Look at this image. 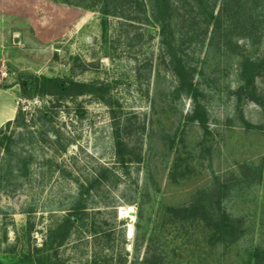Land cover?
<instances>
[{
    "label": "rangeland",
    "instance_id": "1",
    "mask_svg": "<svg viewBox=\"0 0 264 264\" xmlns=\"http://www.w3.org/2000/svg\"><path fill=\"white\" fill-rule=\"evenodd\" d=\"M173 2L163 34L148 0H0V118L14 110L0 129L20 108L48 107L60 136L30 144L5 129L14 172L0 184V264H264V11L248 4L246 23L211 40L213 23L183 28L177 14L192 8ZM248 61L261 65L262 105L240 90ZM22 74L86 91L26 99ZM200 191L211 220L176 214Z\"/></svg>",
    "mask_w": 264,
    "mask_h": 264
},
{
    "label": "trees",
    "instance_id": "2",
    "mask_svg": "<svg viewBox=\"0 0 264 264\" xmlns=\"http://www.w3.org/2000/svg\"><path fill=\"white\" fill-rule=\"evenodd\" d=\"M218 1L219 6L216 11ZM148 2L152 12V16L149 17V20L160 24V32L165 34L168 26L172 23V15L175 10L173 0H148ZM182 2L184 4L189 3L192 9L190 11H185L183 15H180L178 12L177 15L179 18L176 19V23L178 25L182 24L183 28H185L187 21H191L193 25L201 24L200 27L204 24L206 30L210 28L211 23H213V37L211 40H213L218 34L222 35V31L230 29L232 26L236 28L238 24L243 25L246 23L249 13H247V9H244V7L246 8L248 4H252L250 6V10H252V8L253 10H256V6L261 5L262 10L264 11V0H182ZM192 3H194L195 6ZM118 6L119 5L117 4L113 6L115 11H117ZM105 7L108 8L107 3ZM104 11V14L109 13L108 10ZM225 24H227L226 27H224ZM225 37H227V35ZM227 39L228 38L225 40L227 41ZM243 66L244 83L240 86V90L247 92L250 100L262 105L263 103L257 97L258 88L256 85V76L259 74L261 65L256 62L248 61V63L246 62ZM179 73L180 81H183L182 83H184L187 80V74L184 72L183 65L179 68ZM18 83L20 85L22 95L26 99L50 96L59 102L65 98L82 95L86 91L85 84L80 82L60 77H48L45 75L22 74L19 77ZM38 113L39 114H31L23 108H20L14 120L6 122L5 126L0 129V184L4 180H9L6 176L7 173L12 174L14 172L12 166V146L15 141L13 135L7 134L5 129L13 124L20 127L23 131L22 134L28 136L30 144L40 142L41 139L44 140V134L54 137L55 141H59V132L52 127L54 115L51 113L49 108L44 107L38 109ZM33 126H36V128L31 129ZM44 127L46 128V131L41 130V128ZM40 137L42 138L40 139ZM118 146H120L119 143ZM27 159L28 158L26 156H21V158L18 157V164L26 168L28 165ZM5 168L7 169L6 172ZM208 196L209 195L205 191H200L198 196L195 197L192 202L186 206L176 209V214H180V212H182V214L187 217H196L200 220L203 219L206 221H209L208 219L211 220L212 205L208 203ZM207 216H210V218H207ZM224 219L226 220L225 217ZM69 222L71 221L66 219L64 224L60 225L54 232H52V234L56 237L60 232V241H65V239L70 235V228L67 226ZM214 224L215 227H218V230L225 237L227 242L232 243L236 241L231 222L221 223L219 221V223H217L215 221Z\"/></svg>",
    "mask_w": 264,
    "mask_h": 264
},
{
    "label": "bare ground",
    "instance_id": "3",
    "mask_svg": "<svg viewBox=\"0 0 264 264\" xmlns=\"http://www.w3.org/2000/svg\"><path fill=\"white\" fill-rule=\"evenodd\" d=\"M14 116V110L13 109H10L9 107L8 108H5L4 110H2L1 112V119H5V118H9V117H12ZM134 212V208L133 207H128V208H121V215L123 216H128V215H131L133 216ZM134 233V226L131 224L129 226V229H128V234H129V237H131Z\"/></svg>",
    "mask_w": 264,
    "mask_h": 264
},
{
    "label": "crops",
    "instance_id": "4",
    "mask_svg": "<svg viewBox=\"0 0 264 264\" xmlns=\"http://www.w3.org/2000/svg\"><path fill=\"white\" fill-rule=\"evenodd\" d=\"M11 118H13V117L5 118V119H1V118H0V119H1L0 121H1V122H4V121H7V120H9V119H11Z\"/></svg>",
    "mask_w": 264,
    "mask_h": 264
}]
</instances>
